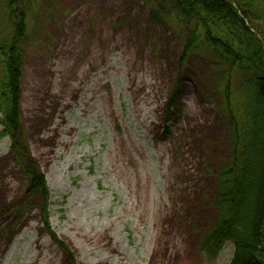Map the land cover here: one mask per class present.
Instances as JSON below:
<instances>
[{
    "label": "rangeland",
    "instance_id": "rangeland-1",
    "mask_svg": "<svg viewBox=\"0 0 264 264\" xmlns=\"http://www.w3.org/2000/svg\"><path fill=\"white\" fill-rule=\"evenodd\" d=\"M23 3L28 14L21 42L24 142L12 149L8 137L0 138V264L34 261L35 240L55 256V264H78L77 255L89 264H114L119 257L125 264H229L231 242L214 259L198 252L215 217L217 169L228 154L220 114L222 75L198 55L180 61L185 30L170 5L165 0ZM103 63L108 74L101 93L107 98H95L87 113L66 108L60 131L73 130L55 137L48 128L73 96L71 85L91 84ZM240 80L233 75L234 88ZM24 160L44 175L48 228L39 208L42 196L27 191L19 167ZM123 165L133 173V186ZM89 233L108 236L115 248L111 260L103 250L89 252L83 242Z\"/></svg>",
    "mask_w": 264,
    "mask_h": 264
},
{
    "label": "trees",
    "instance_id": "trees-1",
    "mask_svg": "<svg viewBox=\"0 0 264 264\" xmlns=\"http://www.w3.org/2000/svg\"><path fill=\"white\" fill-rule=\"evenodd\" d=\"M165 1L185 30L180 61L200 56L214 64L224 84L220 114L226 121L228 154L217 169L215 217L198 252L214 259L231 242L229 264H264V0ZM23 5V0H0V138L8 137L12 149L24 142L21 42L28 14ZM233 75L241 79L236 88ZM176 90L178 85L167 110L173 107ZM169 130L165 125L164 131ZM19 167L27 191L42 196L39 208L48 228L50 195L44 175L29 160Z\"/></svg>",
    "mask_w": 264,
    "mask_h": 264
},
{
    "label": "bare ground",
    "instance_id": "bare-ground-1",
    "mask_svg": "<svg viewBox=\"0 0 264 264\" xmlns=\"http://www.w3.org/2000/svg\"><path fill=\"white\" fill-rule=\"evenodd\" d=\"M95 69L98 70V73L94 78H92L91 84H88V86H84V84L81 83L80 81V83L71 85L74 91L73 96H70V99L67 102L62 103L63 108L59 111L57 115H54V117L57 116V118L54 120L53 123H51V125L48 128L49 132H54L55 137H57L59 133H65L70 135L71 131L73 130L72 127H69L68 130L66 129L60 131V128L65 124L63 111L66 108L77 107L82 113H87L88 110H90L89 108L91 107L90 105L91 101H93L95 98H98L100 100L101 99L103 100L105 97L107 98V95H105L104 97V95L101 93L102 87H104L106 84L105 79L108 74L107 73L108 68L106 67V63L101 64ZM139 102L143 103L145 106L149 105L147 100H143ZM101 106L105 111H108L110 114L113 113L111 106L108 107L105 106L103 101L101 103ZM69 140L70 137H68L67 140L64 141V143L68 142ZM122 142L126 143L125 140H122ZM130 147L131 148L127 147L126 150L130 154V161H132L133 163V156H132L133 145L130 144ZM123 167H124V176L126 177L127 180H129L132 183L133 186V173L129 172L126 166L123 165ZM135 187L138 190L137 187L140 186L137 185ZM106 238L108 239V242L103 243V241L106 240ZM83 242L86 244V247H88L89 252H92L94 249H96V250H103L105 253L108 252L110 255V253H114L115 251V248L111 244L112 241L108 238L107 235L101 236L98 234H90V233L85 234L83 235ZM35 243L36 244L34 245L36 246V259L26 264H55V260H54L55 256L51 255L49 252L46 251V246L44 245V243L37 240H35ZM112 256L113 255H110L109 260L112 259ZM77 257H78L77 259L78 264H89L86 261H84L79 255H77ZM102 262H103L102 260H99L97 262H94L93 264H102ZM114 264H125V263L123 258L119 257Z\"/></svg>",
    "mask_w": 264,
    "mask_h": 264
}]
</instances>
